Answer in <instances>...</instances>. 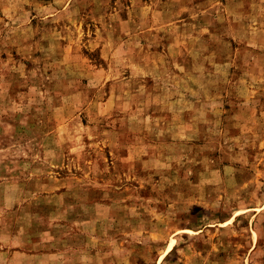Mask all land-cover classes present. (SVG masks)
I'll return each mask as SVG.
<instances>
[{
	"label": "rangeland",
	"instance_id": "obj_1",
	"mask_svg": "<svg viewBox=\"0 0 264 264\" xmlns=\"http://www.w3.org/2000/svg\"><path fill=\"white\" fill-rule=\"evenodd\" d=\"M0 264H264V0H0Z\"/></svg>",
	"mask_w": 264,
	"mask_h": 264
}]
</instances>
